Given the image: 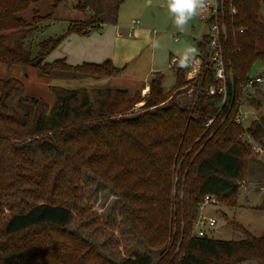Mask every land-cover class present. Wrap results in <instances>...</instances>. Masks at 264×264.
Returning <instances> with one entry per match:
<instances>
[{"label":"trees","instance_id":"obj_1","mask_svg":"<svg viewBox=\"0 0 264 264\" xmlns=\"http://www.w3.org/2000/svg\"><path fill=\"white\" fill-rule=\"evenodd\" d=\"M33 3L0 0V64L32 67L47 77L55 71L105 76L123 72L124 68L109 61L79 66L45 62L62 39L100 28L104 12L69 25L63 36L43 42L36 62L29 53L10 48L5 33L30 25L21 13ZM230 6L236 9L235 15ZM262 7L264 0L223 3L218 16L225 28L221 43L227 96L223 104L222 94L206 92L210 86L218 88L208 62L207 36L198 42L199 53L194 57L201 60L200 91L183 107L163 104L172 91L163 89L162 77L157 75L144 97L119 87L89 91L52 86L55 101L51 106L24 96L17 102L21 113L8 102L22 92V83L0 79V208L9 209L0 228V264H156L144 252L115 262L102 255L98 245L68 228L84 194L86 174L114 191L122 220L148 248L164 247L170 237L169 224H176L172 247L182 236V253L167 252L158 264L248 260L239 256L264 264L263 236L246 233L243 240L234 242L188 236L205 195L235 205L249 157L257 155L244 135L258 144L264 137L262 112L258 118L251 114L247 126L235 123L242 100L253 101L245 86L264 67ZM44 19H51V14L43 17L34 10L31 25L36 28ZM240 28L242 33L237 32ZM187 71L188 67L176 70L175 89L190 85L185 80ZM141 102L140 111L131 115ZM259 102L255 108L264 109Z\"/></svg>","mask_w":264,"mask_h":264},{"label":"rangeland","instance_id":"obj_2","mask_svg":"<svg viewBox=\"0 0 264 264\" xmlns=\"http://www.w3.org/2000/svg\"><path fill=\"white\" fill-rule=\"evenodd\" d=\"M117 1L99 0L92 4L85 0L80 4L79 0H34L31 7L21 13L30 25L5 33L10 48L29 53L36 62L43 42L63 36L69 25L90 19L92 12L97 9L104 11L103 25L90 31L88 35L72 34L62 39L60 45L46 57L45 62L63 61L71 66H79L84 63L95 64L96 57H103V62L111 63L112 58L125 57L124 63L127 66L117 76L55 71L47 77L32 67H7L0 64V79H18L23 85L22 92L14 95L9 100V105L17 107L22 113V109L17 105L18 99L32 96L51 106L55 101L52 86L67 89L86 88L89 91L119 87L127 89L131 94L139 92L141 97H144L150 89L145 83H150L157 75L162 77L163 89L172 91L171 97L163 104L173 103L183 107L193 101L200 91L198 77L191 78L187 71L185 80L191 81L190 85L175 89L176 70L189 48H195V57L198 55V42L203 41L209 33L208 22L199 14L180 30L174 25L167 0H122L116 5ZM213 1L210 0V3ZM224 1L231 4L232 0ZM34 10L43 17L51 14V19L40 21L34 28L31 25ZM261 14L264 17V7L261 8ZM137 20L140 31L134 30L130 33L128 26ZM172 56H175L178 62L169 68ZM146 85L148 90L144 93ZM248 93L252 94L253 101L246 97L242 100L240 109L253 111V116L258 118L262 108L257 110L255 105L260 101L264 108V83L260 84V89H250ZM143 103L135 104L130 114L139 112ZM250 116L251 114L248 118H251ZM248 122L249 120L245 119L242 123L247 126ZM259 145L263 152L249 157V168L241 183L246 189L241 187L235 205L216 201L205 206L203 214L217 221L214 228L207 230L208 237L232 242L243 240L246 233L264 237V137ZM84 183V194L77 202L78 210H74V219L68 228L77 230L84 238L98 245L102 255L115 262H121L135 252H144L150 254L158 264L159 258L166 256L167 252L171 251L173 256L182 253V236L175 247H172L176 224H169L170 237L164 247L159 250L150 249L138 239L129 224L122 220L121 204L114 191L90 174L84 176ZM15 210L18 211L17 208ZM8 215L7 206L0 208V228ZM188 236L194 237L192 226ZM239 257L248 258L239 264H258L255 260H249V256Z\"/></svg>","mask_w":264,"mask_h":264},{"label":"built area","instance_id":"obj_3","mask_svg":"<svg viewBox=\"0 0 264 264\" xmlns=\"http://www.w3.org/2000/svg\"><path fill=\"white\" fill-rule=\"evenodd\" d=\"M224 0H214L213 3H209V6L205 12L201 14V18L206 20L207 22L211 20L209 23V33L204 40V43L209 49L208 52V62H210L212 71L214 74V80L218 84V88L214 86H210L206 89V92L210 95L214 94H222V104L224 103L227 96V88H226V75H225V66L223 60V50H222V36L225 34V28L219 22L218 16L222 11ZM230 13L232 15L236 14V9L231 6ZM133 23L137 24L138 21H134ZM243 28L237 30V32L242 33ZM175 63V59H172L168 64V67L171 68ZM188 67V73L191 74V78L200 74L201 71V60L200 58H194L190 61ZM263 68V67H262ZM264 69H262L259 73L254 75L247 83L244 88V92L248 93L251 89H254L255 84H263L264 83ZM241 108V107H240ZM235 116V123L242 124L243 120L248 119L249 114L254 115L253 111L241 110ZM264 113V109L261 111ZM212 122V119L208 121L207 126ZM244 137L249 141L252 146L254 153L260 154L263 152V148L259 146L248 134H245ZM243 182H240V186H242ZM246 189V187H243ZM216 200L214 197L210 195H205L201 202L197 207V217L192 225L193 235L196 238H206L208 237L207 230H210L215 227L217 221L213 217H209L203 214V210L207 204H214Z\"/></svg>","mask_w":264,"mask_h":264},{"label":"clouds","instance_id":"obj_4","mask_svg":"<svg viewBox=\"0 0 264 264\" xmlns=\"http://www.w3.org/2000/svg\"><path fill=\"white\" fill-rule=\"evenodd\" d=\"M209 3L210 0H167L168 10L173 16L174 25L180 30H183L195 16L205 12ZM195 55L196 49L189 48L181 60L180 67H187Z\"/></svg>","mask_w":264,"mask_h":264},{"label":"crops","instance_id":"obj_5","mask_svg":"<svg viewBox=\"0 0 264 264\" xmlns=\"http://www.w3.org/2000/svg\"><path fill=\"white\" fill-rule=\"evenodd\" d=\"M80 1H82V0H79V2ZM83 1H85V0H83ZM86 1H90L92 4L94 3V2H98L99 0H86ZM101 1H105V0H101ZM113 2L115 1V0H112ZM122 1V0H121ZM112 2V3H113ZM95 4V3H94ZM80 6V5H79ZM97 9H95V12H92V16L91 17H94L95 15H98L99 16V14L101 15V13L102 12H104L103 10H97ZM102 17H103V15H102ZM103 20V19H102ZM105 20H103V22H104ZM138 21V20H137ZM139 21H138V23L137 24H135V23H133V21H132V24L130 23V25L128 26V30H129V32L130 33H132L134 30H136V31H140V28H139ZM172 59H175V62H178L177 60H176V58H175V56H172L171 57V59H170V62H171V60ZM124 60H125V57L124 58H121V59H119V58H112V65L114 66V67H116V68H126V66H127V64L126 63H124ZM101 63H103V57H96V59H95V64H101ZM262 70V68L261 69H259L258 70V72L257 73H259L260 71ZM124 71V70H123ZM145 84H147V85H149V83L148 82H146ZM147 85H146V87L143 89V92H147L146 90H147Z\"/></svg>","mask_w":264,"mask_h":264},{"label":"bare ground","instance_id":"obj_6","mask_svg":"<svg viewBox=\"0 0 264 264\" xmlns=\"http://www.w3.org/2000/svg\"><path fill=\"white\" fill-rule=\"evenodd\" d=\"M147 90H148V88H147ZM147 90H146V91H147ZM144 93H145V92H144Z\"/></svg>","mask_w":264,"mask_h":264}]
</instances>
